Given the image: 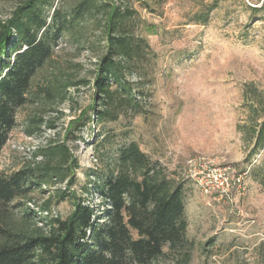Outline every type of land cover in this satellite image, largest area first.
<instances>
[{
  "label": "rangeland",
  "instance_id": "1",
  "mask_svg": "<svg viewBox=\"0 0 264 264\" xmlns=\"http://www.w3.org/2000/svg\"><path fill=\"white\" fill-rule=\"evenodd\" d=\"M19 1L0 0V20ZM47 1V19L58 9L67 22L32 91L55 76L69 77L76 85L63 102L29 101L17 110L16 126L0 152V171L33 166L41 161L34 156L37 146L64 140L79 164L73 186L79 194L86 175L114 168L118 150L134 141L169 179L181 183L183 192L184 243L175 251L165 246L167 254L151 264H171L177 250L189 253V264H264V147L249 160V127L264 114V0H91L79 17L74 10L82 0ZM111 6L129 9L125 28L140 39L126 80L141 97L121 102L116 119L95 122L87 109L106 51ZM84 112L85 126L68 132L70 122ZM33 116L53 120L54 128L42 123L28 135L24 125ZM195 156L240 177L241 188L229 196L204 193L184 172L186 159ZM64 185L33 187L16 198L5 206L8 223L42 226L39 207L49 197L52 216L66 217L72 200L53 196ZM83 197L85 204L99 203L96 195ZM23 204L35 211L26 222Z\"/></svg>",
  "mask_w": 264,
  "mask_h": 264
},
{
  "label": "trees",
  "instance_id": "2",
  "mask_svg": "<svg viewBox=\"0 0 264 264\" xmlns=\"http://www.w3.org/2000/svg\"><path fill=\"white\" fill-rule=\"evenodd\" d=\"M47 2L20 0L10 15L0 20V152L16 126L19 108L29 101L63 102L67 91L76 85L69 77L55 76L38 92L32 91L35 75L51 60L67 22L58 9L47 19ZM91 3L80 1L74 17L83 15ZM128 14L129 9L121 11L114 6L108 11L106 51L95 71L93 101L87 109L93 111L95 122L116 119L121 102L141 97L126 80L130 61L139 49L135 40H140L125 28ZM257 116L249 127L253 141L249 160L264 147V114ZM84 118L85 112L72 120L68 132L83 128ZM42 123L49 129L55 126L51 119L33 116L25 122V133L35 134ZM34 156L41 161L33 166L11 173L0 171V264H151L167 254L165 246L170 251L182 247L187 226L182 185L169 179L159 162L149 161L136 142L118 150L114 168L86 175L79 194L73 188L79 164L64 140L49 139L36 147ZM61 184L65 185L56 188L53 196L57 201L72 200L66 217L43 215L42 226L33 228L8 223L6 205L33 187ZM83 194L96 195L99 203L85 204ZM50 201L51 197L39 207L40 215L49 210ZM23 206L26 222L35 211ZM177 251L171 264H189V253Z\"/></svg>",
  "mask_w": 264,
  "mask_h": 264
},
{
  "label": "built area",
  "instance_id": "3",
  "mask_svg": "<svg viewBox=\"0 0 264 264\" xmlns=\"http://www.w3.org/2000/svg\"><path fill=\"white\" fill-rule=\"evenodd\" d=\"M185 173L204 193H218L220 196H229L237 188H241L240 177H232L224 167L211 163L208 159L195 156L186 159ZM43 215H52L50 210L44 211Z\"/></svg>",
  "mask_w": 264,
  "mask_h": 264
}]
</instances>
